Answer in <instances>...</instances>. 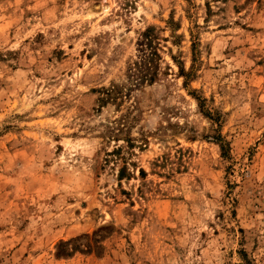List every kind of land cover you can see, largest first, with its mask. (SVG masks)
Masks as SVG:
<instances>
[{"label": "rangeland", "instance_id": "1", "mask_svg": "<svg viewBox=\"0 0 264 264\" xmlns=\"http://www.w3.org/2000/svg\"><path fill=\"white\" fill-rule=\"evenodd\" d=\"M0 264H264V0H0Z\"/></svg>", "mask_w": 264, "mask_h": 264}, {"label": "trees", "instance_id": "2", "mask_svg": "<svg viewBox=\"0 0 264 264\" xmlns=\"http://www.w3.org/2000/svg\"><path fill=\"white\" fill-rule=\"evenodd\" d=\"M222 150L224 151L225 156H227V150L225 149L224 146H222Z\"/></svg>", "mask_w": 264, "mask_h": 264}]
</instances>
